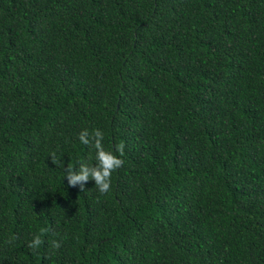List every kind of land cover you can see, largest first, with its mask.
I'll list each match as a JSON object with an SVG mask.
<instances>
[{
	"label": "trees",
	"instance_id": "trees-1",
	"mask_svg": "<svg viewBox=\"0 0 264 264\" xmlns=\"http://www.w3.org/2000/svg\"><path fill=\"white\" fill-rule=\"evenodd\" d=\"M0 264H264V0H0Z\"/></svg>",
	"mask_w": 264,
	"mask_h": 264
},
{
	"label": "clouds",
	"instance_id": "clouds-1",
	"mask_svg": "<svg viewBox=\"0 0 264 264\" xmlns=\"http://www.w3.org/2000/svg\"><path fill=\"white\" fill-rule=\"evenodd\" d=\"M89 138V133L87 130L82 131L79 134V140L84 145H91L96 149V163H80L79 172L76 173L75 169L72 167H67L65 170V176L68 180V184L72 187L76 186L77 181L87 182L89 180L95 181V186L98 188L101 194H106L110 190L111 186V175L114 171L120 168L124 161L115 155L112 151H107L104 149L102 140L103 134L100 130H96L94 134ZM116 151L123 155V145H118ZM51 162L54 165H60V161L55 153L51 155ZM81 191H84V184L80 185ZM43 241L39 236H36L33 241L29 244L30 248H38ZM53 246L59 248L60 244L58 242H53Z\"/></svg>",
	"mask_w": 264,
	"mask_h": 264
}]
</instances>
